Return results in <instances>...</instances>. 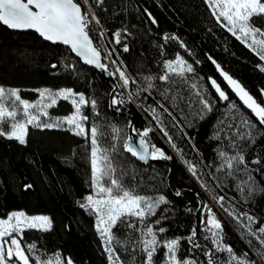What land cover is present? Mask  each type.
<instances>
[{"label":"snow or ice","instance_id":"obj_1","mask_svg":"<svg viewBox=\"0 0 264 264\" xmlns=\"http://www.w3.org/2000/svg\"><path fill=\"white\" fill-rule=\"evenodd\" d=\"M82 3L85 6L83 8ZM205 3L215 20L259 58L261 62L256 63L255 67L264 72V27L253 21L254 17L264 18V0H205ZM103 4L104 0H95L94 8L90 0H0V24L11 30H33L45 41L66 46L68 53H74L84 64L116 77L121 83L113 85L107 106L114 112H122L127 104L135 103L150 117L147 125L137 128L127 117L123 127L109 121L107 116L98 121L93 118L101 116L98 99L94 95L88 97L85 92L72 87H38L34 89L37 97L28 99L21 95L20 88L0 84V136L27 144L26 137L31 125L39 129L66 128L86 141L90 138L91 172L88 185L91 191L78 198L76 203L95 217V228L103 243V252L107 254V264H125L116 251L117 246L126 253L129 248L132 249L129 264H256L254 259L249 258L247 251L237 254L233 245L225 242L222 221L209 203L199 199V193L200 223L199 226L193 224L186 235L167 234L168 227L163 224L169 218L167 215H161L158 220L145 226L146 217L154 215L161 204H171L173 201L158 190L153 189L152 194H145L138 191L139 185L128 184L125 177L129 175L128 166L132 161L128 160L125 153H130L131 157L141 162L149 159L171 160L172 156L151 139L150 133L159 131L200 186L211 192V198L241 226L242 238L254 237L259 242L260 248L256 250L264 260V220L255 214L239 211L235 205L225 208V197L216 194L215 188L210 187L213 181L217 187L231 186L230 182L234 181L240 199L245 204L264 195V183L258 182L255 177L256 173H264V154L256 152L251 161L247 159V150L257 143L256 137L261 135L257 122L240 112L221 82L211 75L201 77L194 64L180 52H176L174 58L164 59L159 73L141 74L143 83H138L136 77L127 71L118 49L105 43L114 42L127 52L129 44L123 41H127L132 33L124 27L115 29L109 35L97 12ZM143 11L150 24H159L148 8ZM94 28L98 29L97 37L90 35ZM162 36L165 42L176 40L196 64L202 63L176 33L165 32ZM158 46L163 56L164 44ZM207 59L242 104L251 110L258 124L264 125V101H258L211 54H207ZM56 67L54 62L52 68ZM65 67L77 71L74 62L66 63ZM79 75L83 76L85 72L81 71ZM157 80L164 82L159 88L155 83ZM133 84L137 85L134 89L131 88ZM184 85L189 90L187 99L182 95ZM154 91H159L162 100L170 101V105L160 101L156 102L155 107L148 104L143 93L151 95ZM259 91L264 94V87ZM192 95L196 97L197 105L194 115ZM61 99L69 101L73 111L67 115H53L49 109ZM215 100L228 101V108L233 114L231 121L218 120L214 128L213 136L218 141L226 140L227 145L218 144L216 160L206 165L209 171L204 172L196 163L185 158L170 127H179L182 134L192 141L194 138L186 128L193 127L197 120H203L210 114L214 110ZM182 104L186 105L187 111ZM89 105L93 117L85 113V107ZM241 125L246 129L243 132ZM125 128L135 133V138L125 132ZM109 135L114 143L102 145L101 140ZM191 147L198 151L194 142ZM225 147L230 151H226ZM213 168L215 171H212ZM131 173L132 179H136L134 168ZM209 173V179H205ZM23 187L27 190L33 185L25 183ZM173 191L177 197L182 195L179 188ZM168 211L165 209V212ZM186 211L193 213L197 209L189 207ZM133 217L136 219L133 220ZM245 219L247 223H244ZM118 224L132 231L121 237L113 231ZM257 224L259 226L254 227ZM53 225L50 215L29 214L23 209H14L0 216V264H77L70 254L64 255L59 249L49 253L38 247L37 241L25 243L26 229L47 232L53 229ZM201 240L208 243H201ZM247 242L255 247L251 239ZM217 252L226 253L227 259L217 256Z\"/></svg>","mask_w":264,"mask_h":264},{"label":"trees","instance_id":"obj_2","mask_svg":"<svg viewBox=\"0 0 264 264\" xmlns=\"http://www.w3.org/2000/svg\"><path fill=\"white\" fill-rule=\"evenodd\" d=\"M90 2L95 8V0ZM144 8H148L157 18L158 25L150 24ZM97 12L109 35L115 29L124 27L132 33L127 41H123L129 44L127 52L114 42L111 43L118 49L120 58L127 65V71L136 77L138 83H143L141 74L159 73L163 60L174 58L175 53L180 52L194 64L201 77L211 75L221 82L222 87L229 92L230 100L237 103L240 112L257 122L261 135L256 137L257 143L247 150V159L251 161L256 152L264 154V125L258 124L251 110L247 109L227 86L218 70L207 59V54L215 57L226 71L239 79L258 101H264V94L259 91L264 87V72L255 67L256 63L261 61L215 20L205 0H104L103 7L97 9ZM253 21L264 27V18L254 17ZM165 32L176 33L202 63L196 64L194 58L182 49L176 40L169 39L165 42L162 36ZM161 43L164 44L163 56L158 46ZM54 62L57 64L55 69L52 68ZM69 62L76 64V72L65 67ZM81 71L85 72V75H79ZM155 83L158 88L164 84L159 80ZM0 84L18 87L30 97L36 96L34 89L38 87H72L85 92L88 97L94 95L98 99L101 116L93 117L90 105L85 107L87 115L98 121L107 116L109 121L121 127L126 124V117L131 119L137 128L147 125L150 119L135 103L122 112L111 111L107 104L112 84L103 79L96 69L83 65L69 54L66 46L46 42L33 32L10 31L2 24H0ZM136 86L133 84L131 88L134 89ZM212 93L215 95L214 89ZM182 95L185 99L189 97L187 85L183 86ZM143 96L147 97V103L153 107L157 101L169 105L171 103L163 101L159 91H154L151 95L143 93ZM191 99L194 115L196 97L192 95ZM181 106L185 107V111L188 110L186 105ZM71 111L72 105L63 99L50 109L53 115H67ZM232 114V110L228 108V101L215 100L214 110L210 114L203 120H197L193 127L186 128L194 138L192 141L182 134L179 127L171 128L169 125L177 146L185 153V158L196 163L204 172L209 171L206 165L216 160L218 144L227 145L226 140L218 141L213 136L214 128L218 120L231 121ZM165 123H169L167 119ZM240 129L242 132L246 130L243 125ZM125 132L128 133V128H125ZM150 136L154 143L172 156V159H163L164 162L161 163L143 164L131 157L130 153H125L128 160L132 161L128 166L129 175L125 179L132 186L139 185L138 191L142 193L152 194L155 189L173 201L169 204L173 205V210L168 215L169 218L163 221L168 227L167 234L186 235L193 224L199 226L200 206L197 197L199 193V199L211 206L212 203L217 205L219 210L212 207L217 218L223 223L225 242L233 245L237 254L247 251L249 258L254 259L256 264H264L256 250L260 248L259 242L254 237L242 238L241 226L211 198V192L200 186L159 131L150 133ZM26 139L27 144H20L15 139L0 136V216H5L14 209H23L29 214L50 215L54 222L53 229L47 232L26 229L25 243L37 241V246L49 253L59 249L64 255L70 254L77 264H107V254L103 252V243L95 228V217L76 203L78 198L91 191L88 185L91 172L90 139L86 141L84 137L62 128L36 127L28 128ZM193 142L198 151L191 147ZM110 143H114L110 135L101 140L102 145ZM225 150L230 151L227 147ZM132 168L135 169L136 179H132ZM210 175L211 173L205 176V179H209ZM255 177L258 182L264 183V173H256ZM25 183H30L33 187L26 190L23 187ZM230 185L217 187L213 181L210 187L215 188L216 194L225 197L223 202L225 208L235 205L239 211L255 214L264 220V195L257 197L254 202L245 204L240 199L235 182L231 181ZM176 188L182 191L179 197L174 194L173 190ZM189 207L197 211L189 213L186 211ZM151 216L146 217V220ZM244 223H247L246 219ZM258 226L259 224L254 225ZM113 231L124 237L132 230L118 224ZM248 239L252 240L255 247L248 244ZM201 243L208 242L201 240ZM116 251L125 264H129L132 249L129 248L126 253L117 246ZM159 255L162 259V253ZM216 255L227 259L226 253L217 252ZM200 258L204 259L202 256Z\"/></svg>","mask_w":264,"mask_h":264},{"label":"rangeland","instance_id":"obj_3","mask_svg":"<svg viewBox=\"0 0 264 264\" xmlns=\"http://www.w3.org/2000/svg\"><path fill=\"white\" fill-rule=\"evenodd\" d=\"M36 96L35 97H30L29 95L23 93V91H21V95L24 97V98H28V99H35L37 97V93L35 92ZM69 102V101H68ZM70 103V102H69ZM50 111V109H49ZM29 127H33V126H29ZM62 129H66V128H62ZM67 130V129H66ZM69 131V130H68ZM71 132V131H70ZM72 133V132H71ZM74 134V133H73ZM89 134H90V129H89ZM90 139V138H89ZM212 206H214L217 210L218 207L217 205H215L214 203H212ZM165 209H168L169 211L168 212H165ZM173 210V205H169V204H162L159 206V208L157 209V211L155 212L154 215H152L150 218H148L146 221H145V226H147V224H151L153 223L154 221L158 220L161 215H169L171 214ZM156 227H158V225H155Z\"/></svg>","mask_w":264,"mask_h":264},{"label":"water","instance_id":"obj_4","mask_svg":"<svg viewBox=\"0 0 264 264\" xmlns=\"http://www.w3.org/2000/svg\"><path fill=\"white\" fill-rule=\"evenodd\" d=\"M4 26V25H3ZM6 28H7V26H5ZM10 31H13V32H33V33H35L33 30H27V31H18V30H11V29H9ZM37 34V33H36ZM38 35V34H37ZM39 36V35H38ZM41 38V37H40ZM42 39V38H41ZM45 41V40H44ZM46 42H48V41H46ZM49 43H52V42H49ZM53 44V43H52ZM57 44V43H56ZM74 57H75V54L73 53L72 54ZM77 60H79L83 65H85V66H88V65H86V64H84L83 63V61H81L78 57H75ZM88 67H91V68H94L93 66H88ZM95 69V68H94ZM99 73H100V75L102 76V78L103 79H105V80H107V81H109L111 84H112V87H113V85L115 84V81H114V79L111 77V76H109L108 75V73L107 72H101L99 69H96ZM111 111H113L112 109H110ZM114 112V111H113ZM117 113V112H116ZM128 133L129 134H131V135H133V137L135 138V133H132L131 132V130L128 128ZM136 159V158H135ZM139 162H141V161H139ZM161 162H164L163 161V159H155V160H153V159H149L147 162H141V163H143V164H150V163H161Z\"/></svg>","mask_w":264,"mask_h":264},{"label":"built area","instance_id":"obj_5","mask_svg":"<svg viewBox=\"0 0 264 264\" xmlns=\"http://www.w3.org/2000/svg\"><path fill=\"white\" fill-rule=\"evenodd\" d=\"M81 2H82V0H81ZM83 7H85V6H84L83 3H82V8H83ZM93 23H94V22H93ZM97 33H98V29L94 28L93 31L90 33V35H92L93 37H97ZM105 43H109V45H110L111 47H113L110 41H105ZM112 78L114 79L115 84H117V83H121L120 81L117 80L116 77H112ZM125 91H128V90H125ZM129 105H134V103H129V104H127V105L124 107V109H126ZM124 109H123V110H124Z\"/></svg>","mask_w":264,"mask_h":264},{"label":"bare ground","instance_id":"obj_6","mask_svg":"<svg viewBox=\"0 0 264 264\" xmlns=\"http://www.w3.org/2000/svg\"><path fill=\"white\" fill-rule=\"evenodd\" d=\"M111 42V41H110ZM112 44V43H111ZM113 46V45H112Z\"/></svg>","mask_w":264,"mask_h":264}]
</instances>
